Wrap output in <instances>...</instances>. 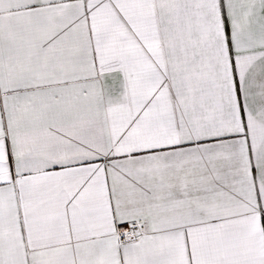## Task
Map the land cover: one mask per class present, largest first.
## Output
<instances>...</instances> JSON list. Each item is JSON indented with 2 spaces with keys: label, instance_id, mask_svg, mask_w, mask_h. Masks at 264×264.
<instances>
[{
  "label": "snow or ice",
  "instance_id": "6c2138e0",
  "mask_svg": "<svg viewBox=\"0 0 264 264\" xmlns=\"http://www.w3.org/2000/svg\"><path fill=\"white\" fill-rule=\"evenodd\" d=\"M0 264H264V0H0Z\"/></svg>",
  "mask_w": 264,
  "mask_h": 264
}]
</instances>
